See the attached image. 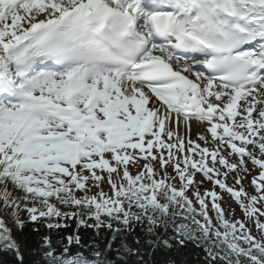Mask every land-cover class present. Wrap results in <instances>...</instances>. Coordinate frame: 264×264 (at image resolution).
I'll list each match as a JSON object with an SVG mask.
<instances>
[{
    "label": "snow or ice",
    "instance_id": "1",
    "mask_svg": "<svg viewBox=\"0 0 264 264\" xmlns=\"http://www.w3.org/2000/svg\"><path fill=\"white\" fill-rule=\"evenodd\" d=\"M189 247L264 264V0H0V252L188 264Z\"/></svg>",
    "mask_w": 264,
    "mask_h": 264
},
{
    "label": "trees",
    "instance_id": "2",
    "mask_svg": "<svg viewBox=\"0 0 264 264\" xmlns=\"http://www.w3.org/2000/svg\"><path fill=\"white\" fill-rule=\"evenodd\" d=\"M88 223L92 224L93 221H88ZM32 227H33V225L28 224V225H26V227L24 228V231H23V235L27 236L29 238L30 242L36 238L35 234L31 231ZM75 227H76V225L73 222L71 224V229L62 230L59 233H56V232L51 233L54 242L58 243L60 240V237L62 235H67L69 231H74ZM46 231H47L46 229L41 227V233H44ZM14 235H16L17 238H19L21 234L20 233H14ZM79 235L81 236L82 241L85 244L92 243V242L104 244V243H106L107 239L109 237H111L112 234L107 229H103V228L101 229L99 234H97L95 232V230L92 228H81L79 230ZM136 235H140L141 237H143L142 230L140 229V227L138 225L136 226V232L133 233L132 235L126 237L128 243L131 244ZM120 243H121L120 239H117V241L113 245V247L115 248V247L119 246ZM136 246L137 245H133V247H136ZM144 247H145V251L147 252V247L146 246H144ZM181 252L187 256L188 264H198L197 257L203 255L198 250L193 249L191 247H189L188 249H181ZM113 255H114V253H113ZM158 258H159V254H157V256H156V259H158ZM26 259H27V256H26ZM135 259H136L135 257H130V264H133ZM144 260L149 262V264H151L150 257L147 254H145ZM0 264H15L13 255L10 252H0Z\"/></svg>",
    "mask_w": 264,
    "mask_h": 264
},
{
    "label": "bare ground",
    "instance_id": "3",
    "mask_svg": "<svg viewBox=\"0 0 264 264\" xmlns=\"http://www.w3.org/2000/svg\"><path fill=\"white\" fill-rule=\"evenodd\" d=\"M193 132H195L196 131V128H195V126L193 127V130H192Z\"/></svg>",
    "mask_w": 264,
    "mask_h": 264
},
{
    "label": "rangeland",
    "instance_id": "4",
    "mask_svg": "<svg viewBox=\"0 0 264 264\" xmlns=\"http://www.w3.org/2000/svg\"><path fill=\"white\" fill-rule=\"evenodd\" d=\"M195 134H196V131H195V132H193V137H195Z\"/></svg>",
    "mask_w": 264,
    "mask_h": 264
}]
</instances>
